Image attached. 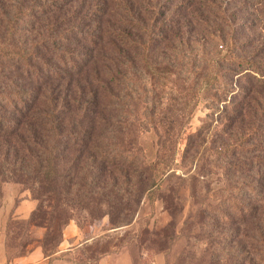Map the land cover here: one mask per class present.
<instances>
[{"label":"rangeland","instance_id":"374dc122","mask_svg":"<svg viewBox=\"0 0 264 264\" xmlns=\"http://www.w3.org/2000/svg\"><path fill=\"white\" fill-rule=\"evenodd\" d=\"M41 2H50L51 8L56 9L49 20L55 24L54 20L59 19L57 28L50 26L49 32L52 36L65 35L69 39L68 49L77 55L79 62L81 53H88L93 37H97L85 62L86 76H91L96 68L109 67L106 71L117 85L115 92L119 87H125L128 92L124 102L129 106V116L141 112L146 118L147 129L141 130L144 135L139 140L142 146L153 143V130L162 133L163 129L170 128L168 119L187 117V125L181 126L182 129H177L176 124L169 129L182 135L178 138L174 158L175 174L183 178L179 181L180 210L176 219H171L160 198L152 205L144 199L132 221L117 228H110L107 216L94 220L70 219L65 228L70 225L76 230L75 236L67 239L69 242L63 241L64 228L59 232L55 249L59 250L61 244L69 248L78 245L59 258L70 264H210L214 255L220 262L240 259L242 248L235 235L242 231L241 226L219 224L215 228L208 217L201 223L199 215L202 210L209 216L231 210L229 193L234 191L230 182L244 191L241 183L257 178L260 181L264 167L256 161L264 159V154L258 150L264 147V87H252V78L244 80L225 64L221 66L225 69L224 85L226 89L231 85L235 92L228 95L225 102L216 103L210 94L207 96L199 88L197 73L198 66L223 55L229 45L235 57L264 62V0ZM147 2L150 7L154 6L155 14L147 8ZM134 14L143 21L154 17L156 29L163 35V39L157 37L154 47L145 56L140 49L127 47L124 42L125 32L132 37H143L142 31L131 26ZM110 40L115 44H110ZM122 54L127 60L119 62ZM38 67L43 69L42 65ZM184 102H187L186 107ZM122 113L126 112L121 110ZM160 117H164L162 123L157 122ZM196 131L199 136L192 138ZM218 132H221L220 138L216 137ZM187 136L191 139L187 140ZM241 138V148L231 153H217L220 152L218 145L224 148ZM239 164L240 171L231 172L228 167ZM175 182L172 180L168 187L178 185ZM31 203L33 209L38 201L26 186L0 182V251L4 252L8 263L40 246L45 234L44 227L32 224L35 223L29 217L32 210L27 214ZM193 213L197 217L184 223ZM170 221L175 223L178 238L169 247L159 249L157 243L161 236L158 238L152 232L164 229ZM226 235L229 238L222 240ZM56 239L45 249L53 248ZM20 252L24 253L18 256Z\"/></svg>","mask_w":264,"mask_h":264},{"label":"trees","instance_id":"16d2710c","mask_svg":"<svg viewBox=\"0 0 264 264\" xmlns=\"http://www.w3.org/2000/svg\"><path fill=\"white\" fill-rule=\"evenodd\" d=\"M146 5L156 10L149 2ZM55 10L50 2L41 0H0V182L20 183L37 199V207L29 217L33 225L46 229L39 246L44 256L57 252L59 232L70 219L107 216L110 228H117L132 221L144 199L152 205L158 198L165 203L171 219H176L180 210L179 181L183 178L175 174L174 158L182 135L169 129L173 124L179 126L177 129L187 125V117L170 118V128L162 133L153 130V143L142 146L139 140L144 135L141 130L147 129L146 118L141 112L129 116V106L124 102L128 92L125 87L115 92L117 85L106 71L109 67L96 68L86 76L85 62L97 37H93L90 51L81 53L79 62L67 47L69 39L63 34L52 36L48 30L50 26L57 28L59 19L54 20L55 26L48 18H53ZM154 19L143 21L134 14L131 26L142 31L143 37L125 32L127 47L140 49L145 56L157 37L163 39ZM125 60L127 56L122 54L119 62ZM225 64L244 80L252 78V87H264V62L235 57L229 45L223 55L198 66V86L216 103L225 102L235 92L231 85L229 89L224 85L225 69L221 66ZM121 110L126 113L121 114ZM163 120L160 117L157 122ZM220 133L216 137L220 138ZM198 136L196 131L192 138ZM242 142L241 138L224 148L216 144L220 149L217 153H231L241 148ZM258 150L264 154V147ZM256 162L264 167V159ZM228 167L231 172L240 171L241 165ZM172 180L178 185L168 187ZM230 184L234 191L229 193L231 210L210 216L202 210L199 216L201 223L208 217L215 228L219 224L241 226L240 233L236 229L234 232H238L235 238L239 237L242 257L220 262L214 255L210 264H264V172L260 181L257 178L241 183L244 191ZM194 217V213L189 214L184 223ZM152 234L161 236L159 249L169 247L178 238L173 221ZM55 239L54 247L46 250Z\"/></svg>","mask_w":264,"mask_h":264},{"label":"crops","instance_id":"0c3cea01","mask_svg":"<svg viewBox=\"0 0 264 264\" xmlns=\"http://www.w3.org/2000/svg\"><path fill=\"white\" fill-rule=\"evenodd\" d=\"M32 206L33 205L31 203V206L29 207L27 214L30 213V211L32 210ZM27 214L25 213L24 216H26ZM75 233L76 230H73V228L70 225L67 226L64 230L63 241L69 242L67 241V239L69 240L71 238H74ZM76 246L74 247L71 246L69 248V246L61 244L59 250H57L56 253L50 256H44L42 249L39 246H36L33 247L26 255L17 257V259H15V261H13L12 263L13 264H70V261H66L63 258H59V256L60 254L73 250V248H75ZM12 263H8L4 252L0 251V264H12Z\"/></svg>","mask_w":264,"mask_h":264}]
</instances>
